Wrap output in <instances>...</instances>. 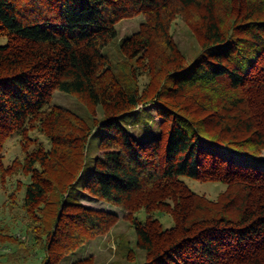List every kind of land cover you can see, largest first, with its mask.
Segmentation results:
<instances>
[{
	"label": "trees",
	"instance_id": "trees-1",
	"mask_svg": "<svg viewBox=\"0 0 264 264\" xmlns=\"http://www.w3.org/2000/svg\"><path fill=\"white\" fill-rule=\"evenodd\" d=\"M139 14L113 58L117 24ZM56 90L89 115L53 104ZM97 133L83 189L123 209L136 236L108 264H264V165L211 149L264 151V0H0V173L24 176L16 214H0V264H63L118 223L76 185ZM14 137L21 154L4 165ZM186 177L226 188L211 199Z\"/></svg>",
	"mask_w": 264,
	"mask_h": 264
},
{
	"label": "rangeland",
	"instance_id": "rangeland-1",
	"mask_svg": "<svg viewBox=\"0 0 264 264\" xmlns=\"http://www.w3.org/2000/svg\"><path fill=\"white\" fill-rule=\"evenodd\" d=\"M141 22H143V15L139 14L137 16L131 17V18H125L124 20H121L117 24L118 29V36L117 39L106 48V52H110L113 58H116L117 53V42L119 39L126 37L128 35H131L133 32L137 31L140 27ZM173 35L176 38L178 44L181 45V47L185 50L187 55L190 57V59L193 58V55L196 52V49L198 48V43H196L195 38L193 35L188 31V27L185 24V22L179 18L177 22L174 24L173 27ZM53 104L61 105L63 107H66V109H71L75 113H78L82 116H88L89 110L85 103H83L79 98L72 93L64 92L61 90H56L53 95V100H51ZM100 113L101 110L99 111ZM137 134H143L144 130L142 127H137L135 130ZM101 134L97 133L94 136L90 137V144L88 148V153L86 157V167L83 169L81 175L79 176L76 185L78 189L81 190V199L84 204L89 205L94 208H102L117 213L120 217V220L116 225H113L110 230L98 237H95L93 239H90V241L84 245L83 247H80L77 251L70 253L63 261V264H71L73 261L78 260L80 258L93 256L97 264H108L109 262H112L114 259L118 256V242L121 240V238L124 236L133 239L135 243V230L134 227L131 226V223L128 219L125 218V211L121 209L120 207L113 205L111 203H108L106 201H102L100 199H97L91 195H89L84 189L83 185L85 181L88 178V175L91 173V168L93 166V160L98 155V143ZM18 138L14 137L10 140H8L7 146L5 148V151L3 155L4 158V165L10 164L12 159H14L17 154L20 155V144L19 141H17ZM211 149L218 150L220 154L226 157H237L238 159L245 161L247 163L251 162L252 164L257 165H264V151L261 154V157L256 158L250 155L237 153L234 152L230 148L222 145V146H211ZM19 177L24 178L23 175H17V177L9 178L7 182H4L1 177L0 173V214L3 212L7 213L9 211V217L11 214H16L15 209L13 210L9 204V196L17 187L16 185V179ZM189 185L196 191L200 192L202 194H205L207 197L218 198V195L224 191L226 188L225 183H219V182H211V183H204L201 181H196L190 178H185ZM166 224L167 227L171 226L173 221L169 218H166L162 216L161 218Z\"/></svg>",
	"mask_w": 264,
	"mask_h": 264
}]
</instances>
